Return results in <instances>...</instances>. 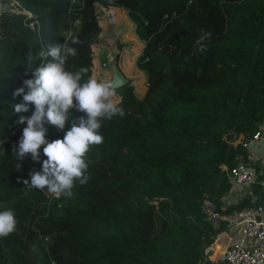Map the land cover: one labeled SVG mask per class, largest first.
<instances>
[{
    "label": "trees",
    "instance_id": "1",
    "mask_svg": "<svg viewBox=\"0 0 264 264\" xmlns=\"http://www.w3.org/2000/svg\"><path fill=\"white\" fill-rule=\"evenodd\" d=\"M17 1L22 12L0 0V210L18 220L0 238V264H209L207 248L226 221L215 227L206 200L216 216L264 210L257 183L223 202L238 185L231 170L251 164L243 142L264 124V0ZM96 6L104 21L120 14L133 23L143 47L132 65L145 73V89L138 94L132 79L116 88L125 116L103 122V143L87 154L88 183L57 199L23 183L46 157L43 146L40 162L13 155L26 126L17 120L34 109L16 113L23 97L13 93L45 63L44 45L73 37L80 43L69 67L93 76ZM204 31L213 35L199 53ZM48 127L54 140L70 125Z\"/></svg>",
    "mask_w": 264,
    "mask_h": 264
},
{
    "label": "clouds",
    "instance_id": "2",
    "mask_svg": "<svg viewBox=\"0 0 264 264\" xmlns=\"http://www.w3.org/2000/svg\"><path fill=\"white\" fill-rule=\"evenodd\" d=\"M6 6L0 4V10ZM211 31L201 32L196 40V51H208L207 42ZM79 39L55 42L44 45L38 53L45 63L31 70V78L23 81L14 96L23 97L22 102L13 105L16 113H27L34 109L30 116L20 115L17 124L25 125L18 144L13 147V155L21 161L31 155L34 162L41 161L40 170L32 169L29 178L23 183L28 189H38L54 195L72 198L77 184L86 185L90 180L87 154L93 146L103 143L100 132L105 120L125 116V109L117 102L116 87L111 82L98 80L89 76V68L69 67V60L77 56ZM37 59L31 53L26 63L31 69ZM27 75V73H26ZM73 110L81 113L74 115ZM62 138H47L48 126L65 130ZM18 220L11 208L0 210V238H6L16 231Z\"/></svg>",
    "mask_w": 264,
    "mask_h": 264
},
{
    "label": "built area",
    "instance_id": "3",
    "mask_svg": "<svg viewBox=\"0 0 264 264\" xmlns=\"http://www.w3.org/2000/svg\"><path fill=\"white\" fill-rule=\"evenodd\" d=\"M260 139H264L263 126L250 139L245 140L243 146L250 147L252 143H257ZM230 175L234 182L241 187H250L257 183L264 190V164L259 171L253 164L238 165L231 170ZM258 175L260 176L258 177ZM243 195H240V198ZM51 196L54 195L51 194ZM205 202L209 218L211 217L214 222H218V216L212 212L210 202L208 200ZM234 228L240 236V240L221 249L218 243H210L207 248L209 264H264V218H257L254 215L245 216L234 221Z\"/></svg>",
    "mask_w": 264,
    "mask_h": 264
},
{
    "label": "rangeland",
    "instance_id": "4",
    "mask_svg": "<svg viewBox=\"0 0 264 264\" xmlns=\"http://www.w3.org/2000/svg\"><path fill=\"white\" fill-rule=\"evenodd\" d=\"M18 5L19 3L17 0H9V6L7 7V9L16 12H22L23 10H21ZM19 9L20 11H18ZM3 10H0V17L3 15ZM103 11V8L96 6V12L101 24H104L105 22L104 19H102ZM115 17L118 20H114L113 18L108 19L106 31H104L103 33L101 32L97 45L93 47V51L95 54L92 66V70L93 72H95L93 73V76L98 80H104L106 82L110 81L111 77L113 76L114 70H119L118 67L120 65L124 76H126V74L128 76H134L138 72H141L140 70L135 68L134 65H132L135 56L138 53L137 41L133 36L132 23L130 22L129 17V20H127L124 15L117 14L115 15ZM120 19L123 20L119 21ZM1 30L2 27H0V31ZM120 54H122L123 56V59L121 61L118 59V55ZM134 81L135 85L139 86L137 81ZM134 81L132 80L133 83ZM137 93L141 94V91H138ZM252 211L255 210L252 209ZM45 239L46 238H43L44 244L47 243V239Z\"/></svg>",
    "mask_w": 264,
    "mask_h": 264
},
{
    "label": "crops",
    "instance_id": "5",
    "mask_svg": "<svg viewBox=\"0 0 264 264\" xmlns=\"http://www.w3.org/2000/svg\"><path fill=\"white\" fill-rule=\"evenodd\" d=\"M127 20H128V18H127ZM107 22H108V20L105 21L104 24H101L102 25L101 26V28H102L101 32L102 33L104 31H106V29H107V24H108ZM132 25H133V23H132ZM133 36L135 37L134 39L137 41V49H138L137 51L139 52L143 47V43L135 36L134 32H133ZM118 59L120 61L123 59L122 54L118 55ZM120 66L118 68H119L120 72L123 74V71H122ZM124 77H126L127 79H132L133 81L136 80L137 83L139 84V86H136L135 81H134L133 84L135 87V91L136 92L141 91V93L144 92L145 79H146V75L144 72H142V71L138 72L134 76H128L126 74V76H124ZM118 95L119 94L117 93L116 97H114L115 100L117 99ZM262 126L264 127V124ZM247 148H248V158L250 159V163L253 164L254 161L255 162L257 161V162H260V164L262 166L264 164V139H260L257 143H252L251 146L247 147ZM249 191H250V187H248V186H245V187L242 186L241 187L240 185H235L230 189L229 192H227L223 196V202L225 204L237 202L240 198V195L248 193ZM252 209H255V211H252ZM250 215H254L257 218H264V210H261V208L258 209V207H255V208H250V209H244L241 212H235L232 215H226V216L219 215L217 217L218 222H214L215 227L219 226L220 220L226 221V223H225V227L223 229H220L219 232L216 234V237H215L213 242L218 243L220 245V249H221L222 247H225L234 241H239L240 236L235 231L234 221L240 220L241 218H243L245 216H250Z\"/></svg>",
    "mask_w": 264,
    "mask_h": 264
},
{
    "label": "water",
    "instance_id": "6",
    "mask_svg": "<svg viewBox=\"0 0 264 264\" xmlns=\"http://www.w3.org/2000/svg\"><path fill=\"white\" fill-rule=\"evenodd\" d=\"M128 81V79L126 77H124V75L117 69L114 70L113 72V76L111 78L110 81L115 85V87H120L121 85H123L124 83H126ZM43 191V190H42ZM46 195H49V193H47L46 191H43ZM258 209H260V207H258Z\"/></svg>",
    "mask_w": 264,
    "mask_h": 264
}]
</instances>
